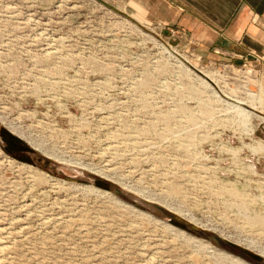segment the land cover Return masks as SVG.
I'll list each match as a JSON object with an SVG mask.
<instances>
[{
	"label": "rangeland",
	"instance_id": "1",
	"mask_svg": "<svg viewBox=\"0 0 264 264\" xmlns=\"http://www.w3.org/2000/svg\"><path fill=\"white\" fill-rule=\"evenodd\" d=\"M120 8L0 0V264H264V69Z\"/></svg>",
	"mask_w": 264,
	"mask_h": 264
},
{
	"label": "crops",
	"instance_id": "2",
	"mask_svg": "<svg viewBox=\"0 0 264 264\" xmlns=\"http://www.w3.org/2000/svg\"><path fill=\"white\" fill-rule=\"evenodd\" d=\"M113 1L138 24L180 34L209 60L240 64L250 52L264 57V0Z\"/></svg>",
	"mask_w": 264,
	"mask_h": 264
},
{
	"label": "built area",
	"instance_id": "3",
	"mask_svg": "<svg viewBox=\"0 0 264 264\" xmlns=\"http://www.w3.org/2000/svg\"><path fill=\"white\" fill-rule=\"evenodd\" d=\"M249 57H252V61L249 60ZM242 65L241 69L247 71V73L256 72L257 67L264 69V57L259 56L253 53H248L246 56L241 57Z\"/></svg>",
	"mask_w": 264,
	"mask_h": 264
},
{
	"label": "trees",
	"instance_id": "4",
	"mask_svg": "<svg viewBox=\"0 0 264 264\" xmlns=\"http://www.w3.org/2000/svg\"><path fill=\"white\" fill-rule=\"evenodd\" d=\"M27 151H31V150H27ZM98 185L99 186H102L104 188H110V186L106 185V184H103L102 182H98ZM175 219V218H174ZM172 219V220H174ZM175 223H177L178 225H180L181 228L185 229V230H192V231H196L193 227L183 223V222H180L179 220H176L175 219Z\"/></svg>",
	"mask_w": 264,
	"mask_h": 264
},
{
	"label": "snow or ice",
	"instance_id": "5",
	"mask_svg": "<svg viewBox=\"0 0 264 264\" xmlns=\"http://www.w3.org/2000/svg\"><path fill=\"white\" fill-rule=\"evenodd\" d=\"M20 103H24V101L21 100ZM61 243H66V244L69 246V249H70L71 247H75V243H74V241H72V240H67V239H66L65 241H61Z\"/></svg>",
	"mask_w": 264,
	"mask_h": 264
},
{
	"label": "water",
	"instance_id": "6",
	"mask_svg": "<svg viewBox=\"0 0 264 264\" xmlns=\"http://www.w3.org/2000/svg\"><path fill=\"white\" fill-rule=\"evenodd\" d=\"M115 193L117 195H119V192L117 190H115ZM210 240H212L213 242H215L219 246L222 244L221 241L219 240V238H217V237H211Z\"/></svg>",
	"mask_w": 264,
	"mask_h": 264
},
{
	"label": "bare ground",
	"instance_id": "7",
	"mask_svg": "<svg viewBox=\"0 0 264 264\" xmlns=\"http://www.w3.org/2000/svg\"><path fill=\"white\" fill-rule=\"evenodd\" d=\"M18 133V132H17ZM178 231V230H177ZM178 232H180V233H183V232H181V231H178Z\"/></svg>",
	"mask_w": 264,
	"mask_h": 264
}]
</instances>
